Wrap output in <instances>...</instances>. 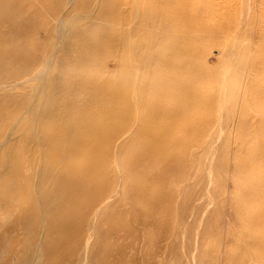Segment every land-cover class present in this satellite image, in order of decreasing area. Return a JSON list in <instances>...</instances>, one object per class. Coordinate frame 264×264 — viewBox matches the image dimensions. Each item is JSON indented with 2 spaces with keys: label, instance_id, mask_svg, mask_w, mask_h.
<instances>
[{
  "label": "bare ground",
  "instance_id": "6f19581e",
  "mask_svg": "<svg viewBox=\"0 0 264 264\" xmlns=\"http://www.w3.org/2000/svg\"><path fill=\"white\" fill-rule=\"evenodd\" d=\"M34 1L51 8L31 11L33 2L22 7L18 0H0V14L2 4L14 5L0 17V189L9 203L19 199L22 207L26 201L31 208L25 210L35 214L38 233L30 235L24 264L53 263L57 234H45L46 228H58L56 210L66 213L76 200L89 234L73 264H98L94 241L100 222L124 202L138 208L150 195L146 188L129 191L144 183L140 168L181 149L184 137L196 132L193 124L188 127L195 132L184 131L183 123L200 109L214 108L216 94L203 88L218 74L207 66V52L215 48L229 64L240 51L222 49L226 24H205L194 0ZM87 4L88 10L81 9ZM259 37H250L248 51L264 42ZM252 165L245 162L241 169ZM62 227L76 231L82 224ZM50 236L43 262L41 241Z\"/></svg>",
  "mask_w": 264,
  "mask_h": 264
},
{
  "label": "rangeland",
  "instance_id": "374dc122",
  "mask_svg": "<svg viewBox=\"0 0 264 264\" xmlns=\"http://www.w3.org/2000/svg\"><path fill=\"white\" fill-rule=\"evenodd\" d=\"M31 2L35 3L31 4V11L51 8L46 3L40 6L41 3L34 0H18L17 5L25 7ZM194 2L193 8L204 12L202 21L205 24H226L227 28L220 33L222 49L235 51L232 47L238 46L240 52L229 64L222 62L215 48L207 52V66L218 74L203 88L205 92L216 94L214 108L200 109L199 113H193L194 118L187 119V122L193 121L183 123L184 131H196L194 136L184 137L186 148L182 146L153 166L145 164L140 168L144 183L129 191L137 194L146 188L150 195L138 208L132 201L124 202L100 222V232L94 241L98 264H264V159H260L264 158V42L253 53L248 51L249 39L254 34L264 41V0ZM7 7L12 11L14 5L2 4V16L7 14ZM81 9L88 10V4ZM194 34L199 36L203 32ZM108 67L114 69L115 65L110 62ZM242 78H249L251 84L245 85ZM190 124L195 131L188 127ZM189 139L195 141L189 144ZM245 162H254L255 166L241 169ZM0 190L4 202L2 208L0 205V264H24L30 257V251L26 252L32 245L30 235L38 233L33 224L35 214L25 210L31 208L29 203L25 201L22 207L18 206L22 201L19 199L15 205L9 203L8 194ZM16 192V189L11 191L15 198ZM80 204L76 200L66 213L56 210V219L61 224L58 228L51 230L48 223L45 234H57L52 239V264H73L83 248V237L89 232L84 226V215L78 217L83 209ZM41 208L40 205L37 210ZM141 208L145 211L139 210ZM4 219H7L6 225ZM64 222L68 227L78 223L82 227L67 232L62 227ZM50 238L41 241L43 262L48 255L45 246Z\"/></svg>",
  "mask_w": 264,
  "mask_h": 264
}]
</instances>
